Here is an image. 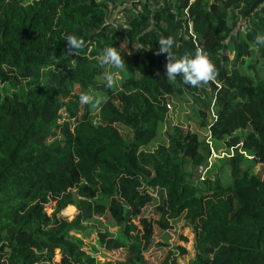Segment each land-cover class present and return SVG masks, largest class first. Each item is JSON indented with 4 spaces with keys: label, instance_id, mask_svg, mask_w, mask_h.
<instances>
[{
    "label": "trees",
    "instance_id": "trees-1",
    "mask_svg": "<svg viewBox=\"0 0 264 264\" xmlns=\"http://www.w3.org/2000/svg\"><path fill=\"white\" fill-rule=\"evenodd\" d=\"M258 34L264 0H0V264H264ZM169 36L177 58L207 53L215 81L168 80ZM109 46L124 67L98 64ZM187 95L208 138L170 124L144 150ZM220 145L228 185L199 176Z\"/></svg>",
    "mask_w": 264,
    "mask_h": 264
},
{
    "label": "clouds",
    "instance_id": "clouds-1",
    "mask_svg": "<svg viewBox=\"0 0 264 264\" xmlns=\"http://www.w3.org/2000/svg\"><path fill=\"white\" fill-rule=\"evenodd\" d=\"M66 41L68 55L76 54L85 44L83 39L71 34L66 36ZM255 42L258 45L264 44V35L258 34ZM158 44L159 49L156 54H166L165 75L168 80H175L179 76L182 77L185 84L192 87H201L215 81L217 76L215 65L204 51L197 49L194 56L186 53L177 58L172 52L174 40L171 36L167 38L162 37L158 41ZM96 60L102 67L111 65L116 69H120L125 65L120 53L112 46L105 47L96 57ZM103 79L106 82V86L111 88L116 82L115 73L105 72ZM80 102L83 104H91L94 108L98 107L101 103L99 99H95L84 93L80 95Z\"/></svg>",
    "mask_w": 264,
    "mask_h": 264
},
{
    "label": "rangeland",
    "instance_id": "rangeland-1",
    "mask_svg": "<svg viewBox=\"0 0 264 264\" xmlns=\"http://www.w3.org/2000/svg\"><path fill=\"white\" fill-rule=\"evenodd\" d=\"M34 0H25V2H32ZM263 62V59H260L258 61V65ZM120 75H118L119 77ZM197 106L192 101V98L190 95L179 97L175 96L172 97L170 100V114L169 119L163 124H161L158 128V134L155 137V139L149 143L148 145L144 146L143 149L146 151H152L154 150L159 144H165L166 143V137H165V131L169 128L170 124H179L183 126L184 128H192L193 130H197L201 132L203 137L208 138V130L206 128H201L199 126V118L197 116ZM251 131L250 128H248L244 133H249ZM226 148L223 145H220L218 148L213 149L212 151V158L205 170L199 175L201 180L203 178H211L213 180H216L219 178L223 184L228 185L232 182L231 180V172H230V166L227 162V156H225ZM244 164L245 166L249 165L251 163V160L248 158ZM263 171V166L261 164H256L252 168V173L256 174L258 172ZM197 185H200L199 179H197ZM47 210L49 213H52L53 208L47 207ZM64 216L69 217L72 219L74 215L76 214V209L74 207H69L63 212ZM98 224V223H97ZM96 224V225H97ZM183 223H180V226H182ZM181 229V228H180ZM190 235L191 233H187ZM92 240L96 239V235H91ZM191 251V254L189 258H191L194 254L192 250V244H189V248ZM104 253H100L99 258L101 261H104ZM109 258H113L111 255H108ZM188 258V259H189ZM187 259V260H188Z\"/></svg>",
    "mask_w": 264,
    "mask_h": 264
},
{
    "label": "built area",
    "instance_id": "built-area-1",
    "mask_svg": "<svg viewBox=\"0 0 264 264\" xmlns=\"http://www.w3.org/2000/svg\"><path fill=\"white\" fill-rule=\"evenodd\" d=\"M170 107V106H169Z\"/></svg>",
    "mask_w": 264,
    "mask_h": 264
}]
</instances>
